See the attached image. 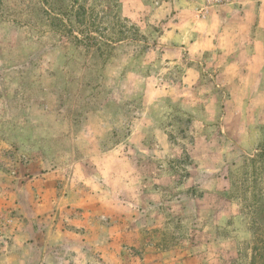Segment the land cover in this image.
<instances>
[{
	"label": "rangeland",
	"instance_id": "1",
	"mask_svg": "<svg viewBox=\"0 0 264 264\" xmlns=\"http://www.w3.org/2000/svg\"><path fill=\"white\" fill-rule=\"evenodd\" d=\"M240 8L264 0H0V223L29 225L25 264H264V60H220Z\"/></svg>",
	"mask_w": 264,
	"mask_h": 264
},
{
	"label": "crops",
	"instance_id": "2",
	"mask_svg": "<svg viewBox=\"0 0 264 264\" xmlns=\"http://www.w3.org/2000/svg\"><path fill=\"white\" fill-rule=\"evenodd\" d=\"M243 9L244 8H240V16L242 17V21H245L246 19H248V17H251V24L246 25V30H236L231 32L230 54L225 58L223 54L220 57V60H264V20L260 22V18L264 16L261 14L262 9H259L256 12ZM249 12H251L252 14H250ZM229 17H231L232 20L235 16L234 14H227L225 20H228ZM253 21H258L259 23L253 24ZM222 33L225 32H215L216 35L214 34L215 36H211L215 40V44L222 40ZM204 38L205 35L201 34H195L193 36L194 41H192V43H189L188 46V50L190 51V53L197 50L200 56L202 55L203 48L201 46V40H204ZM206 38L209 40L210 37ZM7 223L10 224V228H7ZM7 223H0V264H12V262L14 263L16 259H19L22 264H25V262L28 261L29 251L27 246H30L28 242L31 241L32 237V235L29 234L30 227L29 225H25L22 223L18 227L17 232H15V222L7 221ZM3 226L4 231L6 232V237H8L10 241L4 240V237L2 236L3 233L1 227ZM26 231H29V235H26ZM22 234H24L25 238ZM38 234L39 233H36L35 236H38ZM25 244H27V246ZM16 245L17 248H15ZM20 246L21 248H19Z\"/></svg>",
	"mask_w": 264,
	"mask_h": 264
}]
</instances>
